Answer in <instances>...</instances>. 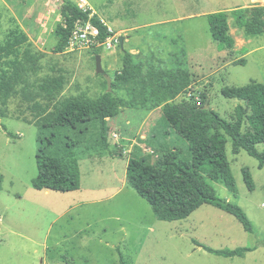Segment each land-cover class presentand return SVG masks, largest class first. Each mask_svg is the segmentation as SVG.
Instances as JSON below:
<instances>
[{
    "label": "rangeland",
    "instance_id": "374dc122",
    "mask_svg": "<svg viewBox=\"0 0 264 264\" xmlns=\"http://www.w3.org/2000/svg\"><path fill=\"white\" fill-rule=\"evenodd\" d=\"M47 1L0 0V42L22 23L32 50L44 53L39 75H64L62 98L102 92L104 77L95 72V56L101 55L107 73L118 70L122 63L118 36H123L125 49L158 66L171 67L183 60L192 81L173 101L184 96L203 100L227 120L243 102L223 96L222 87L264 84V34L245 37L229 14L234 8L255 6L251 0H87L116 37L111 47L102 46L101 53L95 43L75 52H54L51 32L61 20V0H50L40 26L34 25ZM217 11L228 13L231 48L220 49L210 34L207 14ZM18 107L19 99L13 98L10 111ZM20 110L30 116L25 105ZM108 123V148L93 145L99 138L93 124L88 126L86 144L75 148L74 155L66 156L62 145L52 149L65 156L59 158L61 170L74 182L72 190L56 191L31 185L37 174L36 124L0 117V264H119L120 255L126 264H264V165L258 167L244 150L233 152L231 138L224 135L236 192L209 180L218 197L245 211L253 232L208 204L184 219L162 221L128 184L127 160L138 146L142 154L175 148L179 158L188 161L186 140L165 126L161 108L151 112L125 108ZM256 148L264 151V143ZM244 168L251 174L252 189L244 180ZM203 246L254 249L242 257H224Z\"/></svg>",
    "mask_w": 264,
    "mask_h": 264
},
{
    "label": "trees",
    "instance_id": "16d2710c",
    "mask_svg": "<svg viewBox=\"0 0 264 264\" xmlns=\"http://www.w3.org/2000/svg\"><path fill=\"white\" fill-rule=\"evenodd\" d=\"M59 11L61 20L55 23L51 32L55 40L54 52H66L75 23L82 20L90 21L98 29L95 44L97 52L101 53L105 39L112 36L108 25L90 10L79 9L75 0H61ZM229 14L245 37L264 34V6L234 8ZM207 21L210 34L220 49L231 48L234 38L229 32L228 13H209ZM118 47L122 55L121 67L111 74L105 71L111 77L110 90H107L104 78L103 90L95 97L62 98L66 83L64 75H39L44 53L32 50L29 36L20 26L0 42V117L35 123L40 130L35 156L37 174L31 180L33 188L56 191L74 188V182L60 167L59 158L65 156H59L52 149H61L59 146L62 145L67 149L66 156L74 155L75 148L86 144L89 125L98 127L99 138L93 140V145L108 148V119L125 108L148 111L161 108L165 126L186 140L190 158L181 160L175 148H156L142 154L137 146L127 160L128 184L149 203L159 220H181L208 204L233 216L244 230L253 232L252 222L245 211L218 197L210 181L221 182L230 192H236L224 135L231 138L233 152L244 150L257 160L258 167L264 165V151L256 148L257 144L264 143V84L251 81L243 86L222 87L223 96L243 102L235 106L231 119L227 120L210 107L205 108L203 100L198 102L184 96L180 101H173L186 92L192 81L183 60L178 59L171 67H162L137 57L119 43ZM238 63L244 64V60ZM13 98L19 99V107L14 113L9 109ZM24 105L29 117L22 115L20 109ZM243 175L248 188L252 189L253 181L247 168L243 169ZM203 248L224 257H242L254 249ZM119 264H126L122 255Z\"/></svg>",
    "mask_w": 264,
    "mask_h": 264
},
{
    "label": "built area",
    "instance_id": "2783aa9c",
    "mask_svg": "<svg viewBox=\"0 0 264 264\" xmlns=\"http://www.w3.org/2000/svg\"><path fill=\"white\" fill-rule=\"evenodd\" d=\"M251 2L255 5L264 6V0H251ZM75 4L82 11L86 12L90 10L92 14L91 7L87 0H75ZM108 31L111 32L113 36V31L110 27H108ZM97 34L98 29L90 21L77 20L68 39L65 51L72 52L89 47L92 43L96 42ZM112 36L106 38L103 45L111 47L112 40L114 38L116 39V37L112 38ZM113 136L117 138L116 133H114Z\"/></svg>",
    "mask_w": 264,
    "mask_h": 264
},
{
    "label": "water",
    "instance_id": "95a60500",
    "mask_svg": "<svg viewBox=\"0 0 264 264\" xmlns=\"http://www.w3.org/2000/svg\"><path fill=\"white\" fill-rule=\"evenodd\" d=\"M117 41H118L119 45L122 47V45H123V36H118L117 37ZM95 72L97 74L103 75V77L105 78V80L107 82V90H110L111 89V77L102 68L101 55L100 54H97L95 56ZM206 107H208L207 104L205 105V108Z\"/></svg>",
    "mask_w": 264,
    "mask_h": 264
},
{
    "label": "crops",
    "instance_id": "0c3cea01",
    "mask_svg": "<svg viewBox=\"0 0 264 264\" xmlns=\"http://www.w3.org/2000/svg\"><path fill=\"white\" fill-rule=\"evenodd\" d=\"M49 1L50 0H48L47 1V3L45 4V6H44V10L42 11V12H38L36 15H35V18H34V25H35V27H38V26H40L39 25V20H40V17L41 16H43L44 15V13H45V7L46 6H48V4H49ZM89 3V2H88ZM92 10V14H94L95 12L93 11V9H91ZM101 20L103 19L102 17L100 18ZM103 21V20H102ZM104 22V21H103ZM105 23V22H104ZM106 24V23H105ZM20 25H21V29L28 35V36H30L29 35V33L27 32V29H26V27L22 24V23H20ZM44 32L46 31V29H44L43 30ZM52 41H53V45L55 44V40L52 38ZM152 111V110H151ZM151 111H149V112H151ZM111 121V118L110 119H108V122H110ZM127 122H129L128 120H126ZM144 135H142L141 137H143Z\"/></svg>",
    "mask_w": 264,
    "mask_h": 264
}]
</instances>
